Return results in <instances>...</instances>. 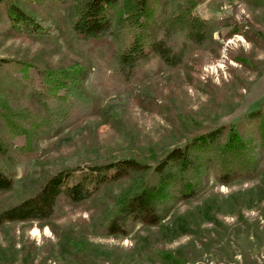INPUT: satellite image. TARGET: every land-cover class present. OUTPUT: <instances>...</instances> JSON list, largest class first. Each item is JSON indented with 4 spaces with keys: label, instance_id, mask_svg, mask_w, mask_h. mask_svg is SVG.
Masks as SVG:
<instances>
[{
    "label": "rangeland",
    "instance_id": "1",
    "mask_svg": "<svg viewBox=\"0 0 264 264\" xmlns=\"http://www.w3.org/2000/svg\"><path fill=\"white\" fill-rule=\"evenodd\" d=\"M10 1L50 33L12 32ZM82 1L0 0V64L17 60L46 70L84 69L81 89L90 100L80 122L53 129L41 101L0 66V102L36 120L27 156L0 154V168L14 180L12 191L0 194V207L31 195L62 169L124 159L154 165L192 136L264 110V0H201L194 12L212 22L216 44L193 50L171 70L151 56L129 84L109 76L113 41L83 46L67 38ZM168 2L149 5L164 16ZM20 123L29 127L27 119ZM255 128L246 125L248 139ZM156 183L148 171L106 187L87 204L60 199L48 222L4 223L0 264H264V157L252 179L222 185L210 177L201 196L179 202L156 226L136 225L124 236L99 231L116 200Z\"/></svg>",
    "mask_w": 264,
    "mask_h": 264
},
{
    "label": "trees",
    "instance_id": "2",
    "mask_svg": "<svg viewBox=\"0 0 264 264\" xmlns=\"http://www.w3.org/2000/svg\"><path fill=\"white\" fill-rule=\"evenodd\" d=\"M200 2L169 0L170 11L162 16L154 12L149 0H83L75 9L67 38L83 46L100 39L113 41L114 49L106 61L109 76L129 84L138 67L151 56L171 70L180 67L193 50H208L216 44L212 22L194 12ZM8 19L12 32L31 36L50 33L14 1L9 2ZM0 66L23 81L31 95L41 101L50 117L48 123L56 125L53 129L75 125L89 111V97L81 89L84 69L46 70L17 60H3ZM26 119L28 128L20 123ZM34 121L0 102V126L4 128L0 154L27 156L33 149L30 130ZM250 123H255V136L248 139L245 132ZM263 157L264 110L259 108L235 123L192 136L154 165L124 159L57 171L31 195L0 207V226L13 222H48L60 199L75 206L87 204L106 187L150 171L157 177V183L143 184L116 200L108 208L99 230L106 236H124L136 225L160 224L179 202L197 199L207 188L210 177L222 185L252 179ZM13 187V178L0 168V194L12 191Z\"/></svg>",
    "mask_w": 264,
    "mask_h": 264
}]
</instances>
